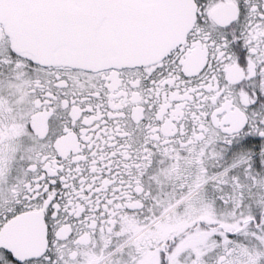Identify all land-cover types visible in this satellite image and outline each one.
<instances>
[{
    "label": "snow or ice",
    "instance_id": "obj_1",
    "mask_svg": "<svg viewBox=\"0 0 264 264\" xmlns=\"http://www.w3.org/2000/svg\"><path fill=\"white\" fill-rule=\"evenodd\" d=\"M0 264H264V0H0Z\"/></svg>",
    "mask_w": 264,
    "mask_h": 264
}]
</instances>
